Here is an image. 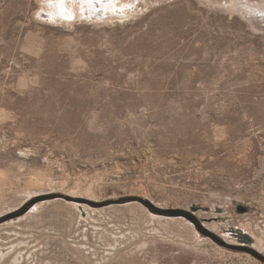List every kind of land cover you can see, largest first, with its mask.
Segmentation results:
<instances>
[{
    "label": "rangeland",
    "instance_id": "rangeland-1",
    "mask_svg": "<svg viewBox=\"0 0 264 264\" xmlns=\"http://www.w3.org/2000/svg\"><path fill=\"white\" fill-rule=\"evenodd\" d=\"M57 1L0 0V264H264V0Z\"/></svg>",
    "mask_w": 264,
    "mask_h": 264
},
{
    "label": "bare ground",
    "instance_id": "bare-ground-1",
    "mask_svg": "<svg viewBox=\"0 0 264 264\" xmlns=\"http://www.w3.org/2000/svg\"><path fill=\"white\" fill-rule=\"evenodd\" d=\"M57 2H59V4L60 5H63V4H65V0H59V1H57ZM256 12V11H255ZM257 13V12H256ZM86 207V209L87 208H89V207H87V206H85ZM85 211V210H84ZM92 216L89 214V218H91ZM151 217L152 218H155V216L154 215H151ZM162 219V218H161ZM155 230V229H154ZM249 234H251L253 237H255L254 236V234L253 233H251V231H249ZM256 238V237H255ZM260 244V243H259ZM253 248V247H252ZM20 255L19 256H21V252L19 253ZM6 257H7V255H5V253L4 252H0V263L1 262H4L5 260H6ZM21 258H23L24 259V257H17L16 256V254L14 255H11V257H9V260L8 261H10V263L12 262L13 264H21Z\"/></svg>",
    "mask_w": 264,
    "mask_h": 264
},
{
    "label": "water",
    "instance_id": "water-1",
    "mask_svg": "<svg viewBox=\"0 0 264 264\" xmlns=\"http://www.w3.org/2000/svg\"><path fill=\"white\" fill-rule=\"evenodd\" d=\"M235 233H236V235L239 237V238H241L242 239V241L244 242V243H251L252 242V240H251V237L248 235V234H246V233H244L243 231H241V230H237V231H235Z\"/></svg>",
    "mask_w": 264,
    "mask_h": 264
}]
</instances>
